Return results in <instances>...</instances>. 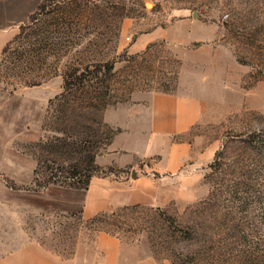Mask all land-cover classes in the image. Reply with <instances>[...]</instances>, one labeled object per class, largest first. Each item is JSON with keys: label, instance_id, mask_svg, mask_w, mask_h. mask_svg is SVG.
I'll use <instances>...</instances> for the list:
<instances>
[{"label": "rangeland", "instance_id": "rangeland-1", "mask_svg": "<svg viewBox=\"0 0 264 264\" xmlns=\"http://www.w3.org/2000/svg\"><path fill=\"white\" fill-rule=\"evenodd\" d=\"M37 10L8 31L0 103L44 105L38 142L90 134L98 158L109 146L100 143L105 134L120 132L111 122L136 94L179 92L186 77L202 99V117L173 139L191 148L175 173L198 181L163 208L139 205L92 227L83 218L0 203V257L39 243L73 259L107 227L122 241L124 264H264V0H50L31 24ZM103 64L114 67L111 79L80 86L87 67ZM31 144L13 146L40 155ZM219 152L215 177L210 166ZM41 155L75 163L72 155ZM172 164L153 156L126 172L119 170L130 166H114L108 177L159 176ZM217 179L226 183L224 194L213 191ZM94 257L88 252L83 260Z\"/></svg>", "mask_w": 264, "mask_h": 264}, {"label": "crops", "instance_id": "crops-1", "mask_svg": "<svg viewBox=\"0 0 264 264\" xmlns=\"http://www.w3.org/2000/svg\"><path fill=\"white\" fill-rule=\"evenodd\" d=\"M41 1L0 0V56L9 40V29L23 24ZM187 83L182 76L179 92L136 94L134 103L120 109L118 118L111 122L120 132L107 152L97 158L101 166L133 168L137 160L159 156L171 159L176 167L165 173L156 171L159 176L149 174L127 181L95 177L88 190L50 186L42 191H30L7 187L4 178L21 186L33 184L37 161L13 144H31L41 139L37 124L44 105L23 98L0 103V203L34 212L79 214L89 220L100 213L129 206L163 208L179 199L198 181L197 175L175 173L181 167L180 160L190 155L191 148L177 146L173 139L190 131L202 117V99L194 90L193 82H189L190 86ZM122 250L119 238L101 232L90 248L79 245L73 259L32 243L0 257V264H124L120 260ZM88 252L95 255L93 260H83ZM135 264L158 263L140 261Z\"/></svg>", "mask_w": 264, "mask_h": 264}, {"label": "trees", "instance_id": "trees-1", "mask_svg": "<svg viewBox=\"0 0 264 264\" xmlns=\"http://www.w3.org/2000/svg\"><path fill=\"white\" fill-rule=\"evenodd\" d=\"M50 0H43L39 5V8L36 13L32 14L30 17L31 24L37 20L38 14L45 9L46 3ZM150 47V46H149ZM6 52V50H5ZM114 67L111 64H103V65H94L92 67H87L86 70L82 73L80 78V86H85V82L91 83L94 79H97L102 84H105L109 79L113 77ZM103 73V76L100 77V74ZM70 87V82L67 77H65V89L68 90ZM169 93V92H164ZM101 101H103L102 98ZM105 105H87L86 108L91 109L93 111H101ZM107 126V125H106ZM110 129L109 126H107ZM120 130H118L119 132ZM117 134V132H112L111 135L105 134L103 139H101L100 143L108 146L111 144L113 137ZM87 136H80L78 139L68 140V139H58V143L54 144L53 141L49 140H41L35 144H31L34 148H37L39 154H59V155H72L75 163H70L68 165L59 163L56 158L45 157L44 155H30L24 151V154H27L33 157L37 161V169L34 173L33 184L31 186H21L17 184L15 181L4 178L3 182L5 185L14 190H30V191H42L47 189L50 186H59L64 188L78 189V190H88L91 186V182L95 177H108L110 174L115 173V168L109 167L108 171H106L103 167H101L97 163L98 152L94 151V147L92 140L90 139V134H86ZM76 156V157H74ZM222 159H224V152H219L216 155L214 163L210 166L211 169L214 170L213 174L215 177L220 173L222 166ZM132 169V167L122 169L119 171L126 172L127 170ZM217 174V175H216ZM221 174V173H220ZM129 180V179H128ZM240 188H237V193L240 192ZM226 190L225 181H217L214 183L213 191L219 194H224ZM141 206H129L116 209L112 212H103L95 217L87 220L89 225L94 226L97 223H105L107 224L110 219L120 215L123 212L129 210H135ZM70 217H79L83 218L79 214H70L67 215ZM101 232H105L111 234L118 238L116 232H114L111 228H99L96 229V233L99 234ZM251 257L249 258V260ZM248 262V261H247ZM250 263L254 264V260H251Z\"/></svg>", "mask_w": 264, "mask_h": 264}]
</instances>
